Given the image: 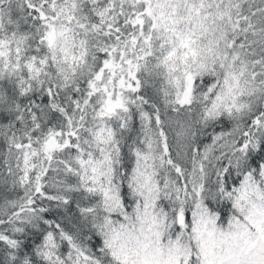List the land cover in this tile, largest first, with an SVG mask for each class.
Returning <instances> with one entry per match:
<instances>
[{
    "label": "snow or ice",
    "instance_id": "6c2138e0",
    "mask_svg": "<svg viewBox=\"0 0 264 264\" xmlns=\"http://www.w3.org/2000/svg\"><path fill=\"white\" fill-rule=\"evenodd\" d=\"M0 264H264V0H0Z\"/></svg>",
    "mask_w": 264,
    "mask_h": 264
}]
</instances>
